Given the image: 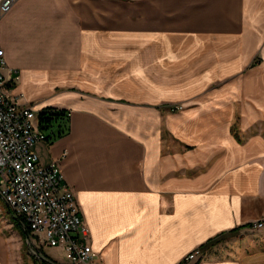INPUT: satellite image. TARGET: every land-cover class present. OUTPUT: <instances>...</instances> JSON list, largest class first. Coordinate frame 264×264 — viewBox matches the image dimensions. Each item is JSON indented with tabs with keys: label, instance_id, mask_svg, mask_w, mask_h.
<instances>
[{
	"label": "crops",
	"instance_id": "1",
	"mask_svg": "<svg viewBox=\"0 0 264 264\" xmlns=\"http://www.w3.org/2000/svg\"><path fill=\"white\" fill-rule=\"evenodd\" d=\"M0 47L37 126L69 113L33 150L58 160L98 264H264V0H17Z\"/></svg>",
	"mask_w": 264,
	"mask_h": 264
},
{
	"label": "built area",
	"instance_id": "2",
	"mask_svg": "<svg viewBox=\"0 0 264 264\" xmlns=\"http://www.w3.org/2000/svg\"><path fill=\"white\" fill-rule=\"evenodd\" d=\"M16 1L0 0V18ZM4 67L0 47V197L11 215L23 220L38 246L62 248L67 264H98L89 226L58 160L41 164L33 150L46 136L38 129L32 107L8 94ZM178 108L181 105H170L172 111ZM262 226V221L252 223L253 228ZM200 254V248H194L185 260Z\"/></svg>",
	"mask_w": 264,
	"mask_h": 264
},
{
	"label": "rangeland",
	"instance_id": "3",
	"mask_svg": "<svg viewBox=\"0 0 264 264\" xmlns=\"http://www.w3.org/2000/svg\"><path fill=\"white\" fill-rule=\"evenodd\" d=\"M178 105H181L182 108V104ZM181 108H178L176 110H179ZM259 128L261 130L260 132L264 136V121L260 123ZM255 130L257 129L255 128ZM257 221H262L263 226L256 229L253 235L255 236V239L257 238L260 240V247L262 252H264V215H262ZM0 232L5 236L6 241L8 243V260L6 264H42V261L31 252V247L35 248V250L39 252L42 256H44L45 254L51 260V262L55 264H67L68 262L62 248L38 246L34 238L31 236V233L28 239H26L27 237H24L20 229L16 225H14L9 208L1 197Z\"/></svg>",
	"mask_w": 264,
	"mask_h": 264
},
{
	"label": "trees",
	"instance_id": "4",
	"mask_svg": "<svg viewBox=\"0 0 264 264\" xmlns=\"http://www.w3.org/2000/svg\"><path fill=\"white\" fill-rule=\"evenodd\" d=\"M69 113L64 110H56L53 108H46L38 113V129L46 136V140H54L65 135L69 131L68 126ZM13 223L16 225L23 236H29L30 231L23 220L12 215ZM44 257L50 260L45 254ZM43 260L42 264H53L48 260Z\"/></svg>",
	"mask_w": 264,
	"mask_h": 264
},
{
	"label": "water",
	"instance_id": "5",
	"mask_svg": "<svg viewBox=\"0 0 264 264\" xmlns=\"http://www.w3.org/2000/svg\"><path fill=\"white\" fill-rule=\"evenodd\" d=\"M27 238L26 239H28V237L29 236H26ZM29 243V242H28ZM31 252L33 253V254H35L41 261H43V260H45V258H44V256H42L39 252H37L36 250H35V248H33V247H31Z\"/></svg>",
	"mask_w": 264,
	"mask_h": 264
}]
</instances>
